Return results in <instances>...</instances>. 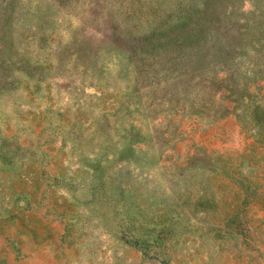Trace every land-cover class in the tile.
I'll use <instances>...</instances> for the list:
<instances>
[{
  "label": "rangeland",
  "instance_id": "1",
  "mask_svg": "<svg viewBox=\"0 0 264 264\" xmlns=\"http://www.w3.org/2000/svg\"><path fill=\"white\" fill-rule=\"evenodd\" d=\"M0 264H264V0H0Z\"/></svg>",
  "mask_w": 264,
  "mask_h": 264
}]
</instances>
